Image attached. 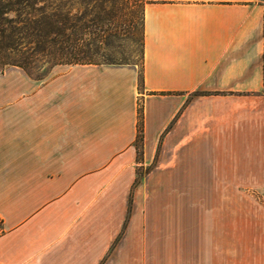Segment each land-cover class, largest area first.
Instances as JSON below:
<instances>
[{"label": "crops", "instance_id": "0c3cea01", "mask_svg": "<svg viewBox=\"0 0 264 264\" xmlns=\"http://www.w3.org/2000/svg\"><path fill=\"white\" fill-rule=\"evenodd\" d=\"M143 16L140 69L0 73V264H264V0Z\"/></svg>", "mask_w": 264, "mask_h": 264}, {"label": "trees", "instance_id": "16d2710c", "mask_svg": "<svg viewBox=\"0 0 264 264\" xmlns=\"http://www.w3.org/2000/svg\"><path fill=\"white\" fill-rule=\"evenodd\" d=\"M107 1L0 0V73L17 66L29 76L43 79L58 64L93 63L90 60L103 55L100 52L109 44L108 28L115 14L104 6ZM144 4L140 18L141 59ZM136 127L135 144L139 150L143 135L141 102H138Z\"/></svg>", "mask_w": 264, "mask_h": 264}, {"label": "rangeland", "instance_id": "374dc122", "mask_svg": "<svg viewBox=\"0 0 264 264\" xmlns=\"http://www.w3.org/2000/svg\"><path fill=\"white\" fill-rule=\"evenodd\" d=\"M146 0H109L104 6L115 14L107 48L90 62H116L136 65L141 68V6ZM126 62V63H125ZM8 68V67H7ZM33 73L37 70L33 69ZM264 200V190L260 193Z\"/></svg>", "mask_w": 264, "mask_h": 264}]
</instances>
